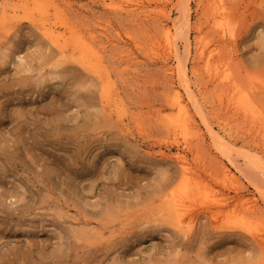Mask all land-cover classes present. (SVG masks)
<instances>
[{
	"label": "rangeland",
	"instance_id": "obj_1",
	"mask_svg": "<svg viewBox=\"0 0 264 264\" xmlns=\"http://www.w3.org/2000/svg\"><path fill=\"white\" fill-rule=\"evenodd\" d=\"M69 1L73 18L106 47L124 122L102 107L99 79L59 62L29 22L0 37V264H264V242L253 235H264V192L255 187L264 190V173H248L242 156L247 172L236 170L208 127H224L236 149L255 148L264 161V0H125L124 11L111 0ZM184 6L192 44L186 51L178 35V47L198 72L191 82L207 111L202 117L190 101L197 128L188 146L160 122L171 114L172 86L189 95L178 59L160 46L157 15L165 9L180 24ZM234 79L261 124L234 113L227 96L234 97ZM180 152L193 183L204 186L200 194L182 186ZM224 162L236 183L225 180ZM181 194L192 208L186 229L177 230L165 205ZM243 196L256 201L244 204ZM210 198L219 203L213 213Z\"/></svg>",
	"mask_w": 264,
	"mask_h": 264
},
{
	"label": "bare ground",
	"instance_id": "obj_2",
	"mask_svg": "<svg viewBox=\"0 0 264 264\" xmlns=\"http://www.w3.org/2000/svg\"><path fill=\"white\" fill-rule=\"evenodd\" d=\"M70 3L71 2L69 0H0V29H1L0 37L3 34H9L10 32L14 31L21 24L22 21L29 22L33 27L37 28L41 36L46 39L47 43L51 47L54 48V51H55L54 55L55 57L58 58L59 62L76 63L80 67H82L84 70L90 72V74H93L94 76H96V78L99 79L100 91H101L100 101L102 102V107L109 114V116H111V118H116L118 122L123 124L124 122L123 117L126 114L127 108H126L124 101L120 98V95H121L120 92H118L115 88V81L113 80L112 73L109 71L108 66L106 65V61L103 55V52L106 50V47L100 45V43L97 42L96 40L97 38L95 37L94 32H92L91 30L82 28L81 24H79L73 18L72 13H71L72 5ZM130 4L131 3H129V1L128 3H126L125 0H121V2H117L116 0H111V2L109 3L110 7H112L113 9L121 10V11H124L130 8L131 7ZM133 5H138V4H133ZM160 6H163V5H160ZM160 6L158 7L160 8ZM158 14L160 15H157V16H159V19L162 21L161 26H162V35H163L162 36L163 40L160 39L162 40L160 41V46L165 48L166 53L168 52L169 55H175L176 59H178L179 74L182 79V83L184 84V87L186 89V92L189 95V100H188L185 97L180 86H176V85L172 86L171 91L168 93V102H169V108H170L171 114L165 116L163 120L160 119V122L163 123L162 125L167 130L169 136L174 138L175 142L178 143V142L183 141V144L188 146L190 145L189 140H188V135L192 133V130L197 128L196 117H195V114H193L190 101L192 100V102L196 106V109L199 112V115H201L202 117H205V114L207 112L205 110L204 105H202L203 103L201 104V101L199 100L196 90L193 88V85L191 82L192 77L193 76L195 77L198 74V72H196L194 68L193 70L190 69L188 64L184 61V58H182L181 53L179 51V47H178L179 43H178L177 36L180 35L182 38L185 39L186 46H187L186 51L188 52L190 51L189 47L192 44L191 38L189 35L190 31L188 30L190 23H191L190 22V9L187 6H184V13H183L184 19L182 20L183 22H181L180 24L176 23L177 21L172 22L170 20L171 19L170 13H168V11H165V9L164 10L161 9L160 13ZM225 28L227 29V27ZM200 30L201 29H199V31ZM106 37H107L108 43L113 44L115 42V40L109 35H106ZM117 38L119 41L122 40L120 36H118ZM199 50H201V48H199L198 51ZM124 53H127V56L129 57L131 56L129 61L136 59L134 58L135 56L132 57L133 54L131 53L130 50L126 49ZM200 54L202 55L203 52L201 51ZM168 70L173 75L177 73V69L175 67L169 66ZM208 70L210 71V68ZM218 77H216L217 80H218ZM237 89L238 91H240L239 84L234 79V91H233L234 97L231 96L233 95L231 93L227 94L228 99L230 100L229 102L230 105H234V110H235L234 113L243 115L247 119L251 120L252 122L256 124H261L262 122L259 121L260 118L257 116L258 110L253 104V102L250 100L249 97H243V98L239 97L238 92L237 94L235 93ZM201 99L203 98L201 97ZM208 127L211 131L210 135L213 136L215 143L218 144L219 148L227 156V159H229L230 163L234 166V168H236V170H239V172L240 171L243 172L248 169L249 170L248 173L251 172L252 174H254L255 170L256 171L260 170L261 172L264 173V161L262 160L261 158L262 156L260 155V153L255 148L249 147L248 149H245V150L236 149V145H237L236 139H233L232 137L228 136L227 133L224 132L225 131L224 127L220 126L218 130H216L215 126L208 125ZM182 138L184 140L181 141ZM235 152L238 153V155H236ZM233 153H234V157H233ZM239 156H242L243 161L248 165L247 169L246 167L245 169H243V167L240 165L239 159H238ZM177 160L181 164L182 186L185 187V190L188 192H191L197 189L198 191H195L193 193H198V194L203 192L204 186L201 187L202 183H199V182H197V184L196 182L193 183V181H195V177L192 174L193 171L188 165L186 156L180 152L177 155ZM223 165H224L223 174L225 176V180L231 179L234 183H236L237 179L235 178V171L232 169V167H230L225 162ZM259 184H256L255 187L259 191V193L260 192L262 193L264 192V190L261 189ZM226 186H228V184ZM211 194L213 195V193ZM207 196L208 195H206V198H208ZM215 198L216 197H214V199ZM214 199H212L213 203L211 202L207 204V207H206L208 210H210L211 213L214 212L212 211V209L218 207V204H219V203H216ZM210 201L211 200H209V202ZM240 201L241 202L243 201L244 204L250 205L256 200L249 199L247 201V199L245 200L244 198V200H240ZM198 202H199V199H198ZM186 205H187L186 200L184 198V195L182 196V194L179 198L174 197L173 200L166 202L165 217L171 225L177 228V230L186 229V227L188 226V225L186 226V218H187L186 210H189V213H190L192 205L190 203L191 205L190 209L186 207ZM204 205L205 204L203 205L201 204V206H204ZM197 206H199V204H197ZM208 210L206 212H208ZM244 226L245 227L243 228H246L249 232L251 233L254 232L253 231L254 229L252 228L253 225L251 226L250 223H247V221L246 223H244ZM253 235L256 238L260 239L262 242H264V235L263 236L258 235V231L256 234L253 233Z\"/></svg>",
	"mask_w": 264,
	"mask_h": 264
}]
</instances>
